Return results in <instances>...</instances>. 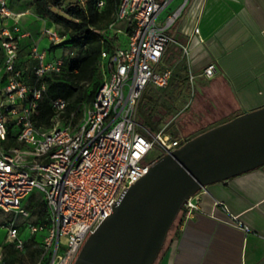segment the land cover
<instances>
[{
    "label": "built area",
    "instance_id": "built-area-1",
    "mask_svg": "<svg viewBox=\"0 0 264 264\" xmlns=\"http://www.w3.org/2000/svg\"><path fill=\"white\" fill-rule=\"evenodd\" d=\"M74 1L84 6L87 0ZM174 1L120 0L107 30L124 38L101 50L102 81L96 94L83 105L75 124L71 119L60 124L67 102L52 99V126L41 128L32 119L45 89L41 80L50 72L59 73L64 59H49L35 41L23 48L30 32L19 24L21 13H14L8 0H0V210L28 216L25 202L34 190L39 192L46 217L25 224L30 234L39 236L38 264H73L86 238L111 212V202L156 160L150 152L156 148L160 155L169 153L185 141L161 129L152 131L138 119L147 86L164 87L172 75L163 66V56L174 41L170 30L188 0ZM103 4L96 1L98 8ZM9 17L13 22L5 25ZM121 21L123 27L117 28ZM41 34L49 43L64 41L54 25L44 26ZM23 49L36 62L38 86L17 66ZM214 69L210 63L203 74L211 77ZM196 196L185 200L180 214L188 217L199 209ZM4 226L7 239L22 249L25 239L14 223Z\"/></svg>",
    "mask_w": 264,
    "mask_h": 264
},
{
    "label": "crops",
    "instance_id": "crops-1",
    "mask_svg": "<svg viewBox=\"0 0 264 264\" xmlns=\"http://www.w3.org/2000/svg\"><path fill=\"white\" fill-rule=\"evenodd\" d=\"M8 1L30 32L22 47L35 41L48 51L41 31L53 23L34 13L32 0ZM170 32L163 66L172 70L170 80L197 83L212 116L204 129L264 106V0H188ZM210 63L214 73L206 77ZM196 198L199 209L179 215L153 264H264V165L207 184Z\"/></svg>",
    "mask_w": 264,
    "mask_h": 264
},
{
    "label": "water",
    "instance_id": "water-1",
    "mask_svg": "<svg viewBox=\"0 0 264 264\" xmlns=\"http://www.w3.org/2000/svg\"><path fill=\"white\" fill-rule=\"evenodd\" d=\"M264 165V106L204 129L160 155L83 243L73 264H153L185 200Z\"/></svg>",
    "mask_w": 264,
    "mask_h": 264
},
{
    "label": "trees",
    "instance_id": "trees-1",
    "mask_svg": "<svg viewBox=\"0 0 264 264\" xmlns=\"http://www.w3.org/2000/svg\"><path fill=\"white\" fill-rule=\"evenodd\" d=\"M32 1L34 13L43 19L51 21L60 35L64 37L66 43L62 45L77 50L76 56L68 63L64 60L63 67L59 73L50 72L43 76L41 81H44L45 89L41 93V98L38 101L37 109L32 119L38 127H51V118L55 112L51 107L50 101L61 97L67 102L65 112L63 111L64 114H61V116L65 117L63 123L66 124L71 119L72 124H75L77 117L71 116L72 110L76 108L81 99L85 100L84 104L90 101L101 84L102 74L98 67L101 50L113 47L116 44V42L113 43L111 41L113 36L109 34L107 26L113 20L117 4L120 0H104L101 8L96 6L97 0H87L84 6L74 0ZM52 44L50 43V45ZM177 79L184 80L182 77ZM85 82L91 83L86 95L80 89L81 83ZM30 83L38 86L34 75H32ZM149 87L152 88L154 86L149 85L144 90L140 99L138 114L141 100L145 97L146 90ZM78 115H80L78 117H81V114ZM142 124L146 126L144 122ZM153 128L155 130L152 131H156L159 127ZM203 130L204 126L198 129V133ZM10 131L11 129H9ZM165 133L171 138L178 136L170 129H167ZM43 207V203L39 200L34 205H29L31 213L38 214V219H45ZM34 245V248L29 253L31 259L39 258L42 251L39 242L35 240ZM14 251H16V248L13 243L10 242L8 245H5L3 256L8 258L3 262L0 260V264H15L20 260L18 256L13 255ZM42 264H45V262H42Z\"/></svg>",
    "mask_w": 264,
    "mask_h": 264
},
{
    "label": "rangeland",
    "instance_id": "rangeland-1",
    "mask_svg": "<svg viewBox=\"0 0 264 264\" xmlns=\"http://www.w3.org/2000/svg\"><path fill=\"white\" fill-rule=\"evenodd\" d=\"M25 5L30 4V0H24ZM17 3H14L16 5ZM175 4V3H174ZM172 5V4H171ZM173 6V5H172ZM171 7V6H170ZM169 11L167 9L162 13V16ZM26 14H30L28 10H26ZM27 16V15H26ZM8 24V23H6ZM117 28L123 27V21H121L117 26ZM40 33V32H39ZM178 37V34L175 35V38ZM123 35L118 33L116 36L111 38L113 43H121L123 40ZM66 43L64 40L63 43L59 45L52 44L49 42L46 44L47 55L59 56L68 63L71 59H73L77 50L72 47L63 46L62 44ZM173 47V44L170 45V48ZM49 48V49H48ZM52 51V53H51ZM1 57V54H0ZM18 66L25 70V74L28 77L29 82L32 79L33 69L36 64L35 60L28 59L26 55V51L22 50L20 52ZM160 70V69H159ZM182 77V76H181ZM80 89L84 95H86L90 89L91 83L85 82L81 83ZM85 100L81 99L76 108L72 110L71 116L74 118L77 117V123L79 121L78 114H81L83 105ZM202 111L203 114H199ZM65 112V111H64ZM62 112V114H64ZM211 112L207 111L204 106L201 105V99L198 93L197 83L194 82L191 84L187 80H178L177 78H172L170 82L164 87H149L146 90L145 97L141 100V106L138 114V119L141 123H145L147 128L150 130H155L153 127H159L158 130H163L166 132L167 129H170L172 132H175L178 136L177 140H186L195 134L198 133V129L200 127L205 126L209 123L211 119ZM64 116L60 118V124L63 123ZM67 122V121H66ZM153 126V127H152ZM171 140V139H170ZM160 156L158 150L154 148L149 157L156 159ZM39 192L34 190L32 195L25 202L26 208L29 209V205H34L38 200ZM28 205V206H27ZM180 211L175 221L173 222L170 230L168 231L167 241L169 234L171 233L173 227L175 226L177 220L179 219ZM46 217V215H45ZM38 219V214L31 213L28 216H23L22 214L13 215L12 212H3L0 210V260L3 262L8 257L3 256L4 246L8 245L10 241L6 237V229L4 224L12 221L14 225L18 229L19 235L25 239V243L22 249L14 251L13 255L18 256L20 260H18L15 264H38L36 257L35 259L30 258V250L34 248V242L39 238V236H35L29 233L25 224L29 221H34ZM165 244V243H164ZM11 248V247H10Z\"/></svg>",
    "mask_w": 264,
    "mask_h": 264
}]
</instances>
